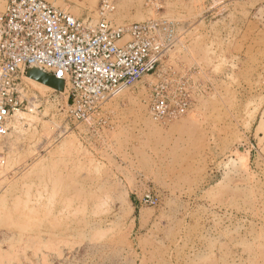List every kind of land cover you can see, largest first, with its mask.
I'll list each match as a JSON object with an SVG mask.
<instances>
[{"label":"rangeland","instance_id":"obj_1","mask_svg":"<svg viewBox=\"0 0 264 264\" xmlns=\"http://www.w3.org/2000/svg\"><path fill=\"white\" fill-rule=\"evenodd\" d=\"M44 1L92 20L100 3ZM108 19L171 21L175 43L86 122L67 86L19 79L0 143V264H264V0H118ZM154 85L185 114L155 119Z\"/></svg>","mask_w":264,"mask_h":264},{"label":"built area","instance_id":"obj_2","mask_svg":"<svg viewBox=\"0 0 264 264\" xmlns=\"http://www.w3.org/2000/svg\"><path fill=\"white\" fill-rule=\"evenodd\" d=\"M118 0H100L96 20L75 18L44 0H0V143L20 107V82L35 67L68 87V113L86 122L91 113L141 79L156 73L175 43L166 20L116 24L108 19ZM188 102L159 86L151 89L149 112L176 119ZM151 202L149 195L142 200Z\"/></svg>","mask_w":264,"mask_h":264},{"label":"water","instance_id":"obj_3","mask_svg":"<svg viewBox=\"0 0 264 264\" xmlns=\"http://www.w3.org/2000/svg\"><path fill=\"white\" fill-rule=\"evenodd\" d=\"M26 77H30L36 81H39L45 85H48L56 91H61V88L64 86V82L62 80H59L53 76L47 75L35 67H31L27 69ZM236 152L239 156H245L246 154V151L243 148H239Z\"/></svg>","mask_w":264,"mask_h":264},{"label":"crops","instance_id":"obj_4","mask_svg":"<svg viewBox=\"0 0 264 264\" xmlns=\"http://www.w3.org/2000/svg\"><path fill=\"white\" fill-rule=\"evenodd\" d=\"M255 131L259 141H261L264 144V105L259 112V117L255 127Z\"/></svg>","mask_w":264,"mask_h":264},{"label":"bare ground","instance_id":"obj_5","mask_svg":"<svg viewBox=\"0 0 264 264\" xmlns=\"http://www.w3.org/2000/svg\"><path fill=\"white\" fill-rule=\"evenodd\" d=\"M26 80H29L30 82H33V83L37 84L38 86L43 87V88H45V89H48V90H54L52 87H50V86H48V85H45V84H43V83H41V82H39V81H36V80H34V79L30 78V77H27ZM64 88L66 89V87L63 86V87L61 88V91H62ZM14 116H16V115H14Z\"/></svg>","mask_w":264,"mask_h":264}]
</instances>
